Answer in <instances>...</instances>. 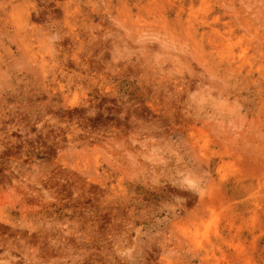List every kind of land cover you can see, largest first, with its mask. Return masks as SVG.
Returning a JSON list of instances; mask_svg holds the SVG:
<instances>
[{"label": "rangeland", "instance_id": "1", "mask_svg": "<svg viewBox=\"0 0 264 264\" xmlns=\"http://www.w3.org/2000/svg\"><path fill=\"white\" fill-rule=\"evenodd\" d=\"M0 264H264V0H0Z\"/></svg>", "mask_w": 264, "mask_h": 264}]
</instances>
